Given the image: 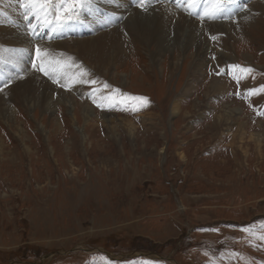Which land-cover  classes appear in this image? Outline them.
<instances>
[{"label": "rangeland", "instance_id": "374dc122", "mask_svg": "<svg viewBox=\"0 0 264 264\" xmlns=\"http://www.w3.org/2000/svg\"><path fill=\"white\" fill-rule=\"evenodd\" d=\"M171 5L174 29L199 21L138 3ZM228 5L195 23L208 48L128 33L97 68L79 46L115 32L106 10L89 30L29 18L28 43L0 32V264H264L241 231L264 221V0Z\"/></svg>", "mask_w": 264, "mask_h": 264}, {"label": "bare ground", "instance_id": "6f19581e", "mask_svg": "<svg viewBox=\"0 0 264 264\" xmlns=\"http://www.w3.org/2000/svg\"><path fill=\"white\" fill-rule=\"evenodd\" d=\"M105 1H106L105 4H102V5L99 4V6L101 7L99 10H96L93 8V11L94 12H97V11L102 12L101 13L102 17H103L102 18L103 22H101L102 24H104V22H106V20L104 19V17H106L104 15L106 13L105 10L108 12L107 14L110 15L112 18H114V19L117 18V20H116L117 22L116 21L114 22V23H116L115 28H114L115 32L113 34L111 33V35L105 34L104 32H102V33H100L102 35L90 36L91 38H87V40L80 42V46H79V49L81 48L83 53L85 55H87V57H86L87 60L90 63L94 64V66L96 68L99 66V64H97L94 60L97 59L99 61L100 60L105 61V57L108 55V54H106L105 56H103V55L101 56V52L107 51L112 46L115 48L120 47L123 44L121 36L126 37V34H128V33H130L132 37H135L138 35L140 36V34H141V36H153V35H155L156 37H159L161 35L162 38L166 42H170V41H172V39H175V38L176 39H182V40H184L186 38V41H188V42H190V41L192 42V41L196 40L202 46L204 44V48H206V47L208 48V44L206 46L205 43H203V37H200V35H203L202 32L201 31L198 32L196 30L197 25L195 24V23H198L200 21L203 22L204 19L199 18V21L197 20L195 22H190V24H188L189 22H187V21L185 22V21L180 20L179 25L181 26V29H177V28L174 29V27H173L174 22H175L174 15H178V12L180 9L179 8L177 10L175 8L176 5L174 4V2H173V4L175 7H173L171 5L172 11H169V13H167V10H166L167 8L164 10H161L159 7H155L150 12L145 11L144 8H146V7H144V8L138 7V3L140 2V0H128L126 2H122L119 0H105ZM167 1H170V0H167ZM182 1L184 3H187V0H182ZM127 2L130 3V6L127 5ZM148 3H149V0H148ZM203 4H204V1H201L200 5L198 7V8H200V12H199L200 15L199 16L203 15V12H204L203 9L205 8V5L203 7ZM208 4L210 5L211 3H208ZM17 6H18V0H12L10 2V4L8 5L7 12H6L7 15H2L0 17L2 25L5 22L8 24L7 28H6V26H1V27H3V29L0 28V32H4V34L6 35L4 38H11L14 40V42L16 40H21L22 43H24L26 41L24 37H30L29 34L31 33V31L29 28H28L27 33L22 30L21 24L25 23L24 20L21 19V16L24 14L23 8H22V11L20 10L21 12L18 11L15 14H11V10L13 9V7H17ZM198 8L192 9V11H195ZM184 9L187 10V12H188L189 7L185 6ZM225 11H227V14L228 13L231 14V13H236L237 10H236L235 6H229L228 4H226L225 8H224V12ZM182 13H185V12L183 11ZM92 15H95V16L97 15V17H98V13H92ZM240 16L243 17L244 14L242 13L241 15H238L237 17H240ZM119 17L122 19H118ZM219 18H220L219 22H221V21H223L222 18H224V16H222V14H221L219 16ZM11 19H13L14 21H18V25L16 26L17 28H15L14 26L11 25L12 24ZM109 19H110V17H109ZM191 19L192 18H190V21H191ZM92 20H94L93 17H92ZM209 20H211V19H208L207 23L212 24V21H209ZM28 22L29 23L33 22L32 24L36 23L35 21H32L31 19H29ZM82 23H84V21ZM92 26L87 22V23H84V25L81 27V29L89 30L92 28ZM123 26H125V28H127L128 32L122 28ZM16 29H17V31L15 33L14 30H16ZM42 30H44V29H42ZM187 31H188L189 35H187L188 37H185V33ZM11 34L12 35L16 34L17 37H10ZM176 35H177V37H174ZM35 37H37V36H35ZM144 38L149 39L150 37H144ZM29 40L26 42L28 43ZM92 56H94L95 59L92 60ZM29 97H31V96H29ZM47 100H48V98H47ZM48 102H50V101H48ZM43 103H45V102L43 101ZM49 104H51V102ZM174 104H175V102H174ZM175 110H177V106H174V111Z\"/></svg>", "mask_w": 264, "mask_h": 264}, {"label": "snow or ice", "instance_id": "6c2138e0", "mask_svg": "<svg viewBox=\"0 0 264 264\" xmlns=\"http://www.w3.org/2000/svg\"><path fill=\"white\" fill-rule=\"evenodd\" d=\"M142 3L143 0H140ZM234 0H211V4L207 3L205 0V8L203 15L200 16V19L207 17L208 19H216L224 12L226 4H232ZM94 0H20L21 7L24 9V18H35L41 22L42 27H46L51 31L55 32L60 29L67 27L73 23H82L83 18L87 14H91L93 11ZM201 0H187L189 7V15H197L192 9L199 7ZM31 33L35 36L38 35L36 32L37 25L29 24L28 25ZM45 53L47 50H43ZM37 54L41 52L40 48L36 49ZM60 62L57 61L56 64ZM33 67H36L33 65ZM232 68L239 69L241 72H250L251 69H243L239 65H232ZM40 71L49 74L48 71L42 65L39 69ZM56 70L55 68L53 69ZM92 83H95L92 81ZM107 87V85H105ZM255 92L256 90H252ZM126 99H130L135 102L137 105L140 101H143V97H131V98H122V102ZM98 107L101 105H97ZM132 110H138L137 106H132ZM241 231L248 234L252 237V240L249 241L250 244H253L254 240L264 241V221L259 222V227L256 223L245 226ZM253 246H256L253 244ZM231 255H237L232 253ZM95 264V262H93Z\"/></svg>", "mask_w": 264, "mask_h": 264}, {"label": "trees", "instance_id": "16d2710c", "mask_svg": "<svg viewBox=\"0 0 264 264\" xmlns=\"http://www.w3.org/2000/svg\"><path fill=\"white\" fill-rule=\"evenodd\" d=\"M8 258V257H7ZM9 259V258H8Z\"/></svg>", "mask_w": 264, "mask_h": 264}]
</instances>
